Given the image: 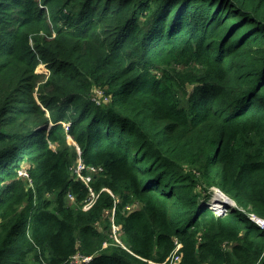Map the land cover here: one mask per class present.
<instances>
[{"label": "trees", "instance_id": "16d2710c", "mask_svg": "<svg viewBox=\"0 0 264 264\" xmlns=\"http://www.w3.org/2000/svg\"><path fill=\"white\" fill-rule=\"evenodd\" d=\"M213 188L236 206L203 204ZM251 214L264 0H0V264H163L175 239L178 264H264Z\"/></svg>", "mask_w": 264, "mask_h": 264}, {"label": "clouds", "instance_id": "9594fccd", "mask_svg": "<svg viewBox=\"0 0 264 264\" xmlns=\"http://www.w3.org/2000/svg\"><path fill=\"white\" fill-rule=\"evenodd\" d=\"M40 67L41 68H43V65H40ZM90 98H91V100L96 104V105H101L102 104V101L103 100H105L104 102L106 103V101H107V99H105L104 97H103V91L101 90V89H98V88H93L92 89V91H91V94H90ZM63 126H64V128L65 129H67L68 130V125H67V123H65V122H63ZM76 164L77 165H81V166H83L82 167V170L84 171V170H86L87 171V174H84V173H77V172H74L73 171V174L77 177V178H79L82 182H84V183H87L88 185H89V187H90V183H91V181H92V179H93V176L95 175V174H97V173H99V172H101L102 171V167L101 166H86L85 164H83V162H82V160H81V158H80V156H79V152H78V158H77V160H76ZM92 168H94V169H92ZM25 177H27L28 178V182H29V185L31 186V184H30V179H29V176H28V174H27V172L25 171ZM20 175V174H19ZM86 177H88V179H86ZM91 188V187H90ZM96 195V197H97V194H95ZM92 204L93 203H91L89 206H88V208H90L91 206H92ZM219 206L220 207H217V206H208L209 208H211V207H213L215 210H216V212L218 213V214H222L221 212H224L225 211V208H223L224 206H223V204H222V202L219 204ZM212 209V208H211ZM229 211V210H228ZM227 210H226V212L225 213H227L228 212ZM224 214V213H223ZM120 233H121V225L120 224H117V226L115 227V228H111L110 227V237L115 241V240H117L118 242H120ZM104 243H106V242H104ZM104 243H103V246H104ZM90 260V259H89ZM166 260V259H165ZM88 262V261H87ZM164 263V262H163Z\"/></svg>", "mask_w": 264, "mask_h": 264}, {"label": "bare ground", "instance_id": "6f19581e", "mask_svg": "<svg viewBox=\"0 0 264 264\" xmlns=\"http://www.w3.org/2000/svg\"><path fill=\"white\" fill-rule=\"evenodd\" d=\"M72 171H74V172H77V173H82V169H80L79 167H78V165L74 162V164H73V170ZM87 184V183H86ZM88 185V184H87ZM216 190H218V189H216ZM68 198L69 199H71V200H73V197H72V195L70 194V193H68ZM215 196H217V198H223L225 201H228V202H230V203H232L231 202V200H230V198H228V197H226L225 196V194H223L222 192H220L219 190H218V192H217V194H215ZM219 196V197H218ZM221 196V197H220ZM94 197H95V194L93 193V191L90 189V193H89V196L87 197V199L86 200H83V203H85V204H87V202H91L93 199H94ZM209 200H210V203H209ZM209 200L207 199L206 201L205 200H202V203L203 204H205V205H207V206H217V207H220L219 206V204L221 203V201H220V199H216V197H211L210 196V198H209ZM121 202V199H118V198H116L115 199V203H120ZM235 204V203H234ZM115 206L116 205H114L113 206V208H109V209H107L105 212H104V216L105 217H110V218H113V216L111 215L113 212H115ZM236 206V205H235ZM126 208H128L129 209V205L126 207ZM249 217V216H248ZM117 226V223L114 221V220H111L110 221V227L111 228H115ZM174 244H175V246L178 244V240L177 239H175V241H174ZM120 245H122V243H121V241H120ZM124 247V246H123ZM75 257H79V255L77 254V255H74L73 257H72V262L74 263V259H75ZM89 257V259L91 260L92 259V256H88ZM81 263H83V264H85L84 262H81V261H79V264H81Z\"/></svg>", "mask_w": 264, "mask_h": 264}, {"label": "rangeland", "instance_id": "374dc122", "mask_svg": "<svg viewBox=\"0 0 264 264\" xmlns=\"http://www.w3.org/2000/svg\"><path fill=\"white\" fill-rule=\"evenodd\" d=\"M92 89L93 88H91V91H92ZM90 91V92H91ZM65 129V128H64ZM65 131H67V129H65ZM68 142H69V144H72L73 146H75L76 147V144H74L73 143V141L71 140V138L70 137H68ZM51 148L52 149H55L56 148V145H51ZM20 172H19V174L22 176V177H25V173L24 172H22V169H20L19 170ZM217 188H213V189H211V197H216V199H220V201L222 202V204H223V208H225L227 211L230 209V210H232L234 207H235V204H234V201L233 200H231V202L232 203H230V202H228V201H225L223 198H217V196H215V194H217V192H218V190H216ZM226 196V195H225ZM219 197V196H218ZM221 197V196H220ZM227 197V196H226ZM210 198V197H209ZM209 198H207L208 200H209ZM229 198V197H228ZM206 199V200H207ZM205 200V201H206ZM209 203H210V200H209ZM135 207V203H133L132 205H129V209H130V211L133 209ZM213 210H215L213 207H211ZM216 211V210H215ZM115 243L116 244H119L120 245V242H118L117 240H115ZM124 249V248H123ZM79 257H75V259H74V264H79Z\"/></svg>", "mask_w": 264, "mask_h": 264}, {"label": "built area", "instance_id": "2783aa9c", "mask_svg": "<svg viewBox=\"0 0 264 264\" xmlns=\"http://www.w3.org/2000/svg\"><path fill=\"white\" fill-rule=\"evenodd\" d=\"M78 167L80 169H82L83 166H81L80 164L78 165ZM94 169V168H92ZM86 179H88V177H86ZM226 212V209L224 212H221L222 214ZM249 218L254 221L258 226H260L261 228L264 229V220L257 218L256 216H254L253 214L249 215ZM181 248V244L178 243L176 245L175 251L172 252V254L170 255V257H167V259L164 261L163 264H178V262L180 261V253L179 250ZM89 261V257H84L83 258V262H87Z\"/></svg>", "mask_w": 264, "mask_h": 264}]
</instances>
